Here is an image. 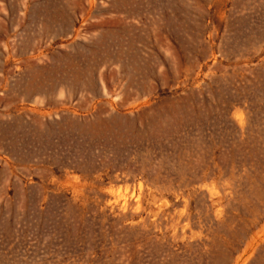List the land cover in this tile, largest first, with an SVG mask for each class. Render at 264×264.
I'll use <instances>...</instances> for the list:
<instances>
[{
    "label": "rangeland",
    "instance_id": "374dc122",
    "mask_svg": "<svg viewBox=\"0 0 264 264\" xmlns=\"http://www.w3.org/2000/svg\"><path fill=\"white\" fill-rule=\"evenodd\" d=\"M0 264H264V0H0Z\"/></svg>",
    "mask_w": 264,
    "mask_h": 264
}]
</instances>
